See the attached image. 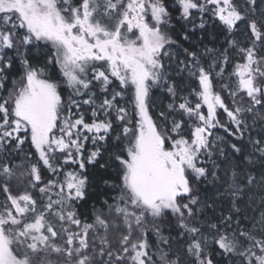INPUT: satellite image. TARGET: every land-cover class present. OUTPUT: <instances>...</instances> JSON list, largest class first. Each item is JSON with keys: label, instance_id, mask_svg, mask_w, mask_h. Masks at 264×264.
<instances>
[{"label": "snow or ice", "instance_id": "snow-or-ice-1", "mask_svg": "<svg viewBox=\"0 0 264 264\" xmlns=\"http://www.w3.org/2000/svg\"><path fill=\"white\" fill-rule=\"evenodd\" d=\"M254 185L264 0H0V264H264Z\"/></svg>", "mask_w": 264, "mask_h": 264}, {"label": "trees", "instance_id": "trees-1", "mask_svg": "<svg viewBox=\"0 0 264 264\" xmlns=\"http://www.w3.org/2000/svg\"><path fill=\"white\" fill-rule=\"evenodd\" d=\"M176 27L178 29L179 25H177ZM209 31L211 30L209 29ZM201 35H204V43H208L209 46H212L209 43L211 37L201 32H197L196 35L193 36V40L198 41ZM185 46H187V44H185ZM8 87H11L10 83L8 84ZM154 99L156 100L157 103H160L161 101H163V103H167V100L164 99L158 92L155 91H154ZM215 131L218 135L225 137V140L232 139L231 137H228L226 135L223 129H217ZM106 161H108L107 153L104 154L103 158L100 160V163H105ZM100 163L96 164L95 166H89L88 168V174L92 182V187H91L92 197L100 196L106 190L104 181L110 180L115 177V169L113 167L101 168ZM218 163H220V161H218ZM221 166L227 167V165L223 163ZM259 171L260 169L258 166L256 170L252 171V174L257 176L258 180L260 178ZM201 191L202 194H205L209 197L215 196V191L213 185L211 184L202 185ZM248 195L249 197H251V199L249 200L248 197H245L243 202L240 203L239 205V207L241 208V213L243 215H246L250 219L255 217L258 220L260 211H264V207L261 206V198L264 197V189H261L259 186L254 185L252 186V190L249 192ZM91 203L92 200H89L88 204L84 205L81 211L90 214ZM209 215H211V212H209Z\"/></svg>", "mask_w": 264, "mask_h": 264}]
</instances>
